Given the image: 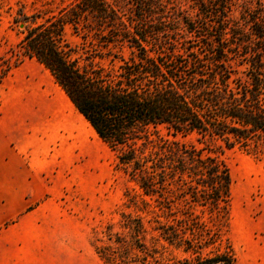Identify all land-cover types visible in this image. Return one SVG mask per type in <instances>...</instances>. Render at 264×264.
Here are the masks:
<instances>
[{"label": "trees", "instance_id": "16d2710c", "mask_svg": "<svg viewBox=\"0 0 264 264\" xmlns=\"http://www.w3.org/2000/svg\"><path fill=\"white\" fill-rule=\"evenodd\" d=\"M192 2L74 0L42 22L23 9L13 17L22 36L0 63V85L38 61L136 185L123 233L109 226L110 244L96 248L104 264H235L221 251L232 176L219 154L264 160V3L235 19L229 0ZM68 26L89 45L85 57Z\"/></svg>", "mask_w": 264, "mask_h": 264}, {"label": "rangeland", "instance_id": "374dc122", "mask_svg": "<svg viewBox=\"0 0 264 264\" xmlns=\"http://www.w3.org/2000/svg\"><path fill=\"white\" fill-rule=\"evenodd\" d=\"M72 1L0 0V63L11 56L21 39L23 27L13 23L19 9L40 15L38 21L42 22ZM258 1L264 3L229 0V16L239 18L245 5L255 7ZM192 3L182 0L185 8ZM65 37L79 55H87L89 45H84L69 26ZM121 53L130 56L128 48ZM238 69L243 76L246 66ZM25 83L39 98L60 100L80 115L50 71L36 60L26 59L14 67L0 85V180L8 200L5 203L2 197L0 202V264H104L96 248L110 244L109 226L113 235L123 233L121 214H134L127 207V194L136 185L119 169L115 152L91 125L85 126L88 133L98 137L99 168L76 162L69 149L71 143L55 148V139H65L71 132L56 126L47 129L41 119L21 114L26 105L20 97ZM219 157L232 176L231 206L222 231L221 251L226 246L227 251L232 249L235 264H264V160L239 148H224ZM211 249H205L204 254L208 256Z\"/></svg>", "mask_w": 264, "mask_h": 264}, {"label": "bare ground", "instance_id": "6f19581e", "mask_svg": "<svg viewBox=\"0 0 264 264\" xmlns=\"http://www.w3.org/2000/svg\"><path fill=\"white\" fill-rule=\"evenodd\" d=\"M25 91L21 94V99L26 101L22 112L29 114L30 118L41 119L45 128L58 127L60 131H70L71 135H65V139L56 138L54 147L64 146L67 142L70 144V151L74 154V160L85 161L90 167L99 168L100 152L96 148L98 137L94 132L88 133L86 126L89 127L87 120L80 114L76 116L71 109V105H67L60 100L49 102L45 97H40L35 94L28 84L24 85ZM29 118V120H30ZM73 121L74 124H73ZM84 123H83V122ZM63 126V128L60 127ZM93 129V128H92ZM94 130V129H93Z\"/></svg>", "mask_w": 264, "mask_h": 264}, {"label": "crops", "instance_id": "0c3cea01", "mask_svg": "<svg viewBox=\"0 0 264 264\" xmlns=\"http://www.w3.org/2000/svg\"><path fill=\"white\" fill-rule=\"evenodd\" d=\"M4 155H6V154H4ZM1 154H0V168H1V166H2V162H1ZM4 180H6V176H4ZM2 185H4V184H1V180H0V202H2V197L4 198V202L5 203H7L8 202V200H7V194H6V191H2Z\"/></svg>", "mask_w": 264, "mask_h": 264}]
</instances>
